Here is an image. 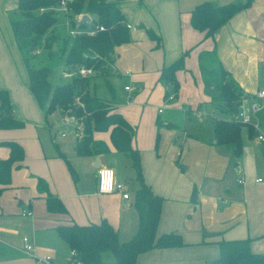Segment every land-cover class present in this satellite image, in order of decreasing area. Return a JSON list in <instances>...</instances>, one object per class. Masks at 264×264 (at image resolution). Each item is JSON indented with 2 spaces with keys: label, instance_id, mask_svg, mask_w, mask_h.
Wrapping results in <instances>:
<instances>
[{
  "label": "crops",
  "instance_id": "crops-1",
  "mask_svg": "<svg viewBox=\"0 0 264 264\" xmlns=\"http://www.w3.org/2000/svg\"><path fill=\"white\" fill-rule=\"evenodd\" d=\"M114 1L125 23L132 27L128 29L129 40L113 48L112 70L108 76L116 75L118 81L117 89L112 86L115 92L110 100L112 111L121 113L134 127L131 145L139 153L142 179L162 197L157 234L176 231L185 243L139 253L135 264H217L220 240L249 238L250 250L264 253V148L250 147L246 155L243 150L251 139L261 143L256 132L246 125L248 139H243L241 127V153L235 160L231 150L215 143L214 136L178 133V125L171 117L159 115L164 104L157 108L156 116L143 117L149 95L158 90L159 98L166 97L168 84L159 79L161 67L184 51H188L184 68L176 71L178 90L169 94L179 98L186 86L192 97L186 98L188 104L180 105V99L175 100L174 110L193 115L200 113L203 106V112L212 118L216 115L213 107L208 108L213 92L204 85L201 68L213 69L218 65L240 87L241 103L244 101L246 107L259 90L257 83L264 67V0H252L213 37L190 25V10L203 0ZM209 1L226 4L245 0ZM16 4L17 0H0V87L8 91L13 114L23 126L0 128V157L9 155L8 146L2 143L7 140L17 141L24 157L12 169L10 183L0 193V264H39L22 250L23 236L33 242L39 255L51 254L50 264H66L70 249L59 236L58 225L99 223L105 219L116 229L119 242L133 237L138 226L133 199L138 183L134 180L133 192L125 183L128 198L117 192H98L97 168L109 166L115 174L110 164H126L130 156L115 150L109 138L110 129L93 132L94 140L105 142L107 152L75 155L73 147L77 139L59 137L66 126L60 115L53 112L45 117L29 89L27 69L11 29L8 12L17 10ZM67 26V29H80ZM146 29L155 32L159 44ZM108 82L112 85L111 80ZM126 84L130 90L124 89ZM198 94L203 95V101H199ZM109 95L102 97L106 99ZM197 119L202 121L200 116ZM58 152L66 155L75 172L74 178ZM97 161L99 165L94 166ZM131 167L132 175L136 171ZM39 178L61 200L64 212L46 209V193L37 187ZM194 188L196 199L192 200ZM24 209L31 210L32 214L21 215Z\"/></svg>",
  "mask_w": 264,
  "mask_h": 264
},
{
  "label": "trees",
  "instance_id": "trees-1",
  "mask_svg": "<svg viewBox=\"0 0 264 264\" xmlns=\"http://www.w3.org/2000/svg\"><path fill=\"white\" fill-rule=\"evenodd\" d=\"M252 0L214 4L209 0L196 3L190 10V25L205 36H211L236 12L250 5ZM59 0H17L16 8L20 17L11 20V29L16 43L22 53L28 74V86L38 105L43 109L45 117L55 110L64 115L68 111L82 125L80 138L75 141V155H94L105 153L108 147L105 142L93 139V132L110 129L109 138L116 151L126 153L132 160L135 169L138 188L134 190V206L138 216V226L135 234L126 242H119L116 229L105 219L99 223L58 225L56 230L69 249L77 251L80 264H135L139 253L153 248H167L184 245L179 232L169 231L157 234L156 228L160 217L162 197L155 194L145 184L141 176L139 153L131 145L135 130L125 117L112 111L110 100H104L88 93L90 76H82L78 71L81 65L92 67L91 76H106L108 65L113 61V48L129 40L128 28L124 15L114 0H72L68 3L66 17L72 26H78L79 31L65 39L61 53H65V64L71 77L61 83L52 84L48 78L46 66L32 67L29 64V53L38 44L40 37L57 23V12L52 7ZM44 8L43 11H39ZM81 13L91 16L90 21L78 22L73 17ZM73 14V15H72ZM96 24L103 25V30L92 34L87 33ZM147 34L157 41L160 39L151 29ZM94 51L98 56H94ZM184 51L176 60L160 69L159 79L168 84L165 96L178 90L176 71L184 68ZM86 54V57L84 56ZM204 85L211 92L213 110H219L227 117L213 115V136L215 143L231 148L233 156L241 153V127L244 124L231 120L241 103L243 93L240 87L221 65L217 68H201ZM112 94V87L105 82ZM23 122L13 114L9 93L0 87V128H19ZM252 131V128L249 127ZM9 148V155L0 157V193L11 180V171L18 167L24 157L22 146L14 140L2 142ZM66 162L73 178L75 172L63 152H58ZM39 191L46 193V209L50 212H64L61 200L52 194L44 180L38 179ZM219 254L215 259L217 264H264V253L252 252L249 248V238L218 241ZM113 257L111 261L104 260V254Z\"/></svg>",
  "mask_w": 264,
  "mask_h": 264
},
{
  "label": "rangeland",
  "instance_id": "rangeland-1",
  "mask_svg": "<svg viewBox=\"0 0 264 264\" xmlns=\"http://www.w3.org/2000/svg\"><path fill=\"white\" fill-rule=\"evenodd\" d=\"M236 3H239V1H237ZM57 23L52 26V28L48 29L46 31V33H44L41 37L40 40L38 42V44L34 47V49L29 53L28 51V57H29V64L32 67H41V66H46L49 70H48V78L50 80V82H52L53 84H61L65 81H67L71 75H66V70H68L67 66L65 64V53H61V47L63 45V41L67 38L70 39L69 40V44L71 42V38L73 34H70L67 30L68 28V21L66 19H68V17H65L66 19H64V11L62 10H57ZM10 19L14 20L20 17V13L18 11V9L15 11H9L8 12ZM73 15V14H72ZM71 25V24H70ZM72 26V25H71ZM91 26H93L90 22V24H88V27L90 28ZM73 27V26H72ZM87 28V29H89ZM78 30V28H77ZM79 31V30H78ZM70 35V36H69ZM53 44L55 45V49H53ZM38 50V51H37ZM108 75L111 73L110 71L112 70V67L110 65H108ZM107 75V76H108ZM101 76V75H94V76H90L89 78V84H88V93L90 95H96L97 97L104 99V100H112V97L115 95L114 89H117V81L118 78L116 75H111V76ZM112 82V94L109 93L107 86L105 84L106 81L108 80ZM257 88L258 89H263L264 90V67L261 70L260 76H259V82L257 83ZM93 89V90H92ZM93 91H96L97 93L95 94V92L93 93ZM110 94L109 98H103L106 97L107 94ZM201 93H203L202 89H201ZM216 93V92H214ZM213 93V94H214ZM192 93H190L189 88L187 89V87L185 86V88L183 89L182 93L179 95L180 97L177 98L175 96V98L173 97L172 99H169L167 96L165 97V99L159 98V91H155L153 94L149 95V97L146 99V97H144L143 99H146V104L144 105V115L143 117H145L147 114L148 116L151 115H155L157 114V108L162 106L163 104L165 105L163 107V112L160 113L159 115L160 117H171L172 120L174 122L177 123L178 127H177V132L178 133H182V132H194L195 134L198 133L200 134L202 137H212L213 136V118L209 113H205V111L203 112V106L200 107V113L198 114H191L190 113H184L181 109L179 110H174V108H172V105L174 104V102H176L175 100H179V104L182 105V102H185V104H188V102L186 101L187 97H192L191 95ZM202 94H198L197 97L199 99H201L203 97ZM101 95V96H100ZM103 96V97H102ZM255 97V98H254ZM159 98V100H158ZM197 99V98H195ZM198 100V99H197ZM200 102L203 101V99L199 100ZM244 101H242L243 103ZM255 102L258 105V108L255 111H252L251 108V103ZM210 107L208 106V108H212L213 107V103H209ZM245 104V102H244ZM246 105V104H245ZM247 110L250 112L251 115V120L253 123L257 124V129H254V132H259L262 133L264 135V96L263 97H257L256 94L253 96V99L250 100V102H248L247 104ZM205 109V108H204ZM216 111V116L218 117H227L225 116L226 114L221 113L219 110H214V112ZM53 113V112H52ZM56 116H59L61 113L58 110L54 111ZM66 113H68V111H66ZM139 114V111H136V115ZM200 116L202 117V121H199L197 119V117ZM60 118H62V115H60ZM71 118V117H70ZM63 124V123H62ZM65 125V124H63ZM74 124L72 123V120L70 119V123L67 124L64 128V131L66 132L65 135L69 136V137H74L76 139H79L80 137H76V129L75 127H73ZM247 126L243 125L242 126V138L245 139L247 137L248 139V135H247ZM80 129V128H79ZM82 130V127H81ZM79 132V130H78ZM252 133V137L253 134ZM64 135V136H65ZM59 137H63L61 136V134H59ZM255 137V136H254ZM58 138V136L56 135V139ZM71 144V143H69ZM245 145V144H244ZM264 142L261 143H254L252 141V139L249 141V143L247 145L244 146L243 150H245V155L247 154V149L249 150V148L251 147V149L257 150V149H262L264 148ZM224 147L228 148L229 150H231L230 147L225 146ZM246 147V148H245ZM232 151V150H231ZM233 158L235 160L238 159V157L233 156ZM236 161H234L235 163ZM247 165H251L250 162H246ZM114 167L115 169V180L116 181H120L122 183H126L129 187V191L133 192L134 186H136V183L134 182V180L138 183V180L136 179V173L133 172L132 175L131 173H129L130 171H132V165L130 166V157L127 156L126 159V164H122L120 162H117V164H110ZM134 169V167H133ZM135 171V169L133 170ZM120 174V180H117V174ZM204 234V231L202 232ZM135 234V233H134ZM133 234V235H134ZM104 260L105 261H111L113 260V257L111 255L104 254ZM214 262V260H213ZM215 264V263H212Z\"/></svg>",
  "mask_w": 264,
  "mask_h": 264
},
{
  "label": "built area",
  "instance_id": "built-area-1",
  "mask_svg": "<svg viewBox=\"0 0 264 264\" xmlns=\"http://www.w3.org/2000/svg\"><path fill=\"white\" fill-rule=\"evenodd\" d=\"M72 0H59V2L56 4V6L52 7L53 10H62L66 13V11H68V3L71 2ZM44 8H40L39 11H43ZM83 13L79 14L78 17H81ZM68 24L69 23V19H68ZM127 28H131L132 25L125 23ZM103 25L101 24H96L94 26V28L87 30V33L92 34L97 30H103ZM67 31L70 34H73L72 37L78 32L76 31V29L73 28H69L67 29ZM38 51V50H37ZM94 56H98L97 53H95L94 51H92ZM84 56L86 57V54H84ZM110 65V64H109ZM94 69L92 67H87L84 65H81L78 67V71L77 73H79L82 76H91L92 74H94ZM72 73L70 71L66 72V75H71ZM124 89L125 90H130V86L128 84L124 85ZM257 97H263L264 96V90L263 89H259L255 92ZM169 99L173 98V94H169L167 96ZM252 111H255L258 108V105L253 102L250 104ZM71 117V118H70ZM70 119L72 120V123L74 124L73 127H75L76 129V135L79 137L81 134V123L77 121V119L75 117H73L72 115H69L68 113H64V115H62V123L67 125L70 123ZM231 120L235 121V122H239L241 124L250 126L252 128V130L254 131V129H257V124L253 123L251 120V115L250 112L247 110V108L244 106L243 103H240L237 107V111L233 113V115L231 116ZM80 128V129H79ZM79 130V132H78ZM65 131H61V136L65 135ZM256 137L258 138L259 141L264 142V135L262 133L256 132ZM258 180H260V178H258ZM240 181V180H239ZM97 191L100 193H113V192H117L119 194H121V196L123 198H128L129 197V193L127 191V187L124 183L120 182V181H116L115 180V176H114V171L111 167L109 166H99L97 168ZM32 212L31 210H26L24 209L21 212V215H31ZM22 250L24 251L25 254H27L28 256H31L35 259V261H37L39 264H50L52 256L51 254L47 253V254H43V255H39V253L37 252L33 242H31L29 240V238L27 236H23L22 237ZM66 264H80L78 258H77V251L73 248H71L69 250V253L66 257Z\"/></svg>",
  "mask_w": 264,
  "mask_h": 264
},
{
  "label": "water",
  "instance_id": "water-1",
  "mask_svg": "<svg viewBox=\"0 0 264 264\" xmlns=\"http://www.w3.org/2000/svg\"><path fill=\"white\" fill-rule=\"evenodd\" d=\"M90 18L89 16L86 14V13H83L80 17V19L78 20V22H85V21H89ZM53 49H55V45L53 44ZM99 165V162L97 161L96 164H94V166H98ZM196 199V189L194 188L193 190V194H192V200H195Z\"/></svg>",
  "mask_w": 264,
  "mask_h": 264
}]
</instances>
